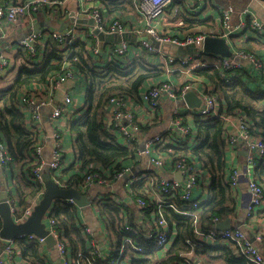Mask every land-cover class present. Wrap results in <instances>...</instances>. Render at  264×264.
<instances>
[{
	"label": "trees",
	"instance_id": "1",
	"mask_svg": "<svg viewBox=\"0 0 264 264\" xmlns=\"http://www.w3.org/2000/svg\"><path fill=\"white\" fill-rule=\"evenodd\" d=\"M192 23L201 24V21L195 20ZM45 29L46 31L55 30L52 27ZM90 39L96 38L89 29L88 37L78 39L72 44L62 45L58 44L51 34L45 36L42 33L40 41L36 43L35 52L18 47L15 67L18 72L11 83L5 84V78L0 77L1 140L5 143L11 158L3 168L16 176L13 177V181L16 184V201L18 200L20 204V210L14 217L22 215L27 198L41 194L45 188L33 173L36 167L34 149L39 141L38 128H32L27 112L21 106L23 93H38L31 87L33 85L47 84L51 79L71 68L89 78L85 109L70 124L76 141L77 164L58 173L52 172V177H56L62 187L79 189V186L84 183L85 176L97 170L113 180L114 174L121 172L123 168L129 166V162L137 158L138 144L119 136L117 131L107 124V108L111 98L137 96L139 90L148 81L164 77L166 69L148 63L127 66L117 60H113L105 67H100L92 58L93 45L87 42ZM236 47L246 54L255 56L257 54L251 44L244 45L236 42ZM208 57H216L214 58L216 61L213 62ZM194 59L198 66L193 67V73L205 78L213 85L215 94L221 97V110L230 116L243 115L251 130L261 133L264 138V90H256L250 86V81L253 79L248 71L242 68L234 72L225 71L221 68L224 58L213 54L200 53V56L197 55ZM178 63L180 58H177L174 64ZM251 74L256 75L257 72L251 71ZM246 77L248 78L245 80ZM183 123L189 126L185 119ZM166 137L173 144L175 151L171 155L175 160L184 157L188 161H195L209 174V194L200 210L199 228L207 231L214 217L224 220L236 215L238 197L231 186L234 166L232 167L233 160L230 159L232 152L228 144L226 123L213 118L202 120L194 115L193 122H190V131L186 135L167 132ZM254 178L264 185V159L256 166ZM138 184L139 182L132 184L135 191L132 198L144 199L147 202L149 207L146 208V213L151 219L150 211L156 208V204L147 199L148 195L140 189L142 187H135ZM111 199L104 198L96 206L108 229L115 231L118 235L117 245L123 242L125 236H131L135 243L140 244L141 252L126 247L125 253L129 256L130 264H194L193 258L182 255L188 251L187 241H192L195 245L196 257L201 264H254L242 256L232 243L209 244L197 241L194 219L183 216L172 208L163 210L169 228L168 241L161 246L157 245L154 238L148 239L138 233L122 232V227L127 224L120 215L124 206H119ZM173 201L181 209L185 207V203L178 200V196ZM49 211L55 220L56 229L67 240L76 258L77 254L83 255L81 264L109 263V258H99V253H96L91 245L87 246V240H91L92 236L78 223V209L75 204L57 200ZM256 212V221L261 213V218L264 220V208ZM247 220L250 223V220ZM129 223L136 226L133 220ZM1 225L0 217V228ZM174 229L177 232L175 237L171 236ZM259 232L264 244V229ZM25 237L16 238V244H20L24 256L31 257L34 264H40L42 254L37 240L28 241Z\"/></svg>",
	"mask_w": 264,
	"mask_h": 264
},
{
	"label": "crops",
	"instance_id": "2",
	"mask_svg": "<svg viewBox=\"0 0 264 264\" xmlns=\"http://www.w3.org/2000/svg\"><path fill=\"white\" fill-rule=\"evenodd\" d=\"M24 1L25 0H0V5L23 3ZM228 4H232L236 9L232 20L234 26L233 30H227L222 23L221 10ZM94 5H98L102 10L105 27H108L113 22L118 21L128 26L129 29L125 33L128 38L121 39L119 43L105 42L101 41L99 38L98 41H96V39H90L87 41L89 42V45H93V47L98 45L100 49L99 54L93 53L91 51L92 49L90 50L94 55L92 58L98 66L105 67L110 62H113V60H117L127 66H138L142 63H148L154 64L158 67L161 66L166 69V74L164 75V77L148 81L146 84H144L142 89L139 90V94L137 96H116L117 98H121L123 100L121 107L130 109L134 113L139 124L142 125L141 131L143 137L146 138L151 135L153 136L156 134L166 133L167 128L170 124L171 113L174 110L179 109L181 113H186L189 111H194V109L196 108H191L187 104V102L183 98L184 95L176 100L162 98L160 101V111L162 115L157 116V112L150 106L144 94L146 90L153 85L165 81L172 82L179 90L182 84L188 81V75L185 73L188 67L182 66L180 63L168 64L166 62H163L161 56L151 53L148 49L142 46L141 43L143 41L152 42V37L145 32L147 23L144 15L138 9V0H64L63 9L69 12V15L67 17L60 18L57 16H52L50 12L45 8L47 5H42L36 13H29V15L22 20L21 24L10 26L6 22L3 23L0 26V46L7 50V52L5 51L3 56L9 62V67L0 73V77L5 78V84L8 82L10 84L11 81L15 78L18 72V69L15 68L17 65L16 56L19 47L18 42L29 36L31 34V30L37 24L47 21H53L58 26H60V24H62L68 18L75 17L77 20L76 24L79 25L81 30L78 39L80 40L88 37V29L89 31H91L92 29L89 21H91L92 19L87 17L86 13L84 12V8ZM252 16H255L259 20L264 21V0H182L175 2L166 11L164 17L161 18L160 21H157L154 25L159 32L167 33L170 36H174L180 39L198 34H203L206 37L217 36L225 38L229 42L232 50L236 53L242 52L241 50L237 49L236 42L238 44L242 43L244 45L251 44L254 47L255 52H257L256 56H259L261 59L259 57L258 59L253 54L250 55H253L257 60L261 61V69H255L254 66L251 65V63L246 59L233 58L235 62L241 66L235 68L232 71L234 72L241 68L247 70L251 79H253L250 81V86L254 87L256 90H264V35L259 36V34L255 33L249 28V20ZM78 20H83L85 22L79 23ZM195 20H200L201 24H193L192 22ZM45 28L47 27H43L41 29V34L44 33V35L47 36L52 30L46 31ZM176 32L178 34H176ZM140 35L144 36L145 38L141 39ZM122 42L127 43V52L123 55H116L113 52L114 47L118 46ZM167 52L177 58H184L187 56L196 57L197 55L200 56V53L198 52L195 55H189L185 53L183 56H181L178 53V47L175 46L169 47ZM208 58L213 62L216 61V59H214L216 57ZM193 64L195 66H198V64L195 63V60ZM69 70L74 73V77L68 79L60 89L54 90L52 92V101L54 105H59L64 100V94L68 93L72 98V103L67 106V110L63 114V116L56 121H51L49 118V115L51 113L50 108H43L41 110L42 121L38 127L39 141H42L43 143V163L45 164V168L43 170L44 172L49 171L51 176H53V171L48 168V163L51 159V152L53 150L52 134L56 130L61 132L62 135L61 148L63 152L62 163L56 173L71 168L72 166L77 164L76 141L75 136L71 132L70 124L77 118V116H80V114L85 109L84 106L88 90L89 78L72 68ZM251 71H255L257 72V74L252 75ZM190 73L196 75L193 73V71H191ZM247 78L248 77H246L245 80ZM31 87L36 90H41L40 96L48 95L51 93V89L48 84H41L38 86L33 85ZM190 91L194 92L196 96L201 100L200 106H202L203 86L201 84H197ZM116 108H119L117 102H109L106 120L112 118L113 110ZM181 118L182 120L185 119L189 123L188 125L190 127V122H193L194 115L189 113V115H183ZM117 133L120 136V133ZM181 136L183 135L181 134ZM1 138L2 134L0 132V141ZM155 152L158 156L161 155L158 153L161 152V150L157 151V148H155ZM246 152L247 150L244 148V145L240 144L239 151L237 153L230 154V159L233 160L232 167H241L242 164H244L245 157L247 156ZM166 164L167 165L164 169H160V172H157L155 170H152L147 158H144L142 160L136 159L128 163V165L132 168V173L129 175L130 178L133 175L137 176V181H135L133 185L139 182V184L135 187H142L140 189L143 192L145 189L149 188L151 190L150 193H144L148 195L149 198L147 199H150L154 203H158L159 201H161V196L159 194V188L156 185V181L160 178V176L166 177L168 179L174 178V174L171 171L172 160L167 159ZM13 177H16L13 175V172H9L8 169L5 170L4 168L0 167V192H7L8 198L14 201L16 209L19 211L20 204L18 200L16 201V184L13 181ZM128 181L129 177L124 176L121 179L111 180L109 182L110 186H101L99 184H94L89 188H83L81 185L79 186L80 190H78L89 198L90 204L84 208L78 207L75 204L78 209L77 220L78 223L81 224L83 229H89L91 231L89 235L92 236V239L87 240V246L91 245L96 250V253H99V258H110L115 251V247L119 246L117 245V243L119 242L118 235L115 231L108 229V225L100 217L99 208L96 206V204L100 200L109 198L110 196L112 198L111 200L114 203L119 204V206L121 207L123 205L124 207L121 210L120 215L122 216L124 222L127 224H130L129 222L132 220L137 222L138 225L134 228L137 231L138 235L140 234L150 239L152 238L150 233L155 232L157 229L156 223L158 221V217L157 215L153 214L155 209H151V219H149L146 213L147 210L145 208L139 207L137 203V200L140 198H136L135 200L132 198V196L135 194V191L133 185L131 187V184L127 183ZM57 182L59 183V186L61 188H64L59 181ZM209 184V174L206 170H202L200 182L194 189V198L206 201L209 194ZM235 191L236 196L238 197V209L237 214L231 217L233 226H236L239 220H242L240 228L247 231V233L251 231L255 233L257 231L259 232L263 230L264 220L261 218L262 213L257 221L255 217L254 220H251L249 223L246 218L245 211L242 208L241 195L243 192H247L246 182L241 181L239 188H237V190ZM36 196H33L30 199H33ZM17 199H19L18 196ZM26 204L27 202L24 204V206ZM51 215V211H48L46 217L44 218L47 224L48 219L53 218L51 217ZM176 233L177 232L175 229L172 230L171 236L175 237ZM56 243L57 242L55 239V245L51 247L45 241H37L42 254V261L40 264L64 263L62 256L57 250ZM260 243L263 244L262 242ZM260 249L264 254V244ZM74 254L75 253L71 251L68 243L67 256L70 259L71 263L81 264V261L78 262ZM123 263L130 264L131 262L130 259H123L119 262V264ZM0 264L34 263L31 257L24 256L22 254L20 244L17 243L14 253H5L1 250Z\"/></svg>",
	"mask_w": 264,
	"mask_h": 264
},
{
	"label": "built area",
	"instance_id": "3",
	"mask_svg": "<svg viewBox=\"0 0 264 264\" xmlns=\"http://www.w3.org/2000/svg\"><path fill=\"white\" fill-rule=\"evenodd\" d=\"M182 0H138V9L144 15L147 26L145 32L152 37V42L143 41L141 44L143 47L148 49L151 53L157 54L162 57L163 62L168 64H173L177 60L175 56L169 54L167 50L171 46L175 47H186L193 46L197 49L198 53H203L204 40L206 38L203 34L188 36L184 39H180L163 32H159L155 28V23L160 21L164 17L166 11L175 3ZM42 5H47L45 8L50 12L52 16H57L60 18L67 17L69 12L63 9L64 0H25L23 3H13L0 5V26L3 23H8L10 26L21 24L22 20L29 15V13H36ZM51 5V6H49ZM84 12L87 17L93 20L94 25L92 26L91 32L95 36L96 41L98 37L94 34L93 29H98L104 33L119 34L122 35L126 33L129 29L123 23L118 21L113 22L108 27H105V22L103 18V12L98 5L90 6L84 8ZM236 12L235 7L232 4H228L221 10L222 23L227 30H233L234 26L232 23L234 14ZM182 24V23H181ZM249 28L255 33L264 35V21L259 20L257 17L252 16L249 20ZM80 27L76 23L70 25L64 31L52 30L49 34L57 41L58 44H72L78 40L80 35ZM41 31L39 34L31 33L26 38L18 42L19 47L24 50H29L30 52H35L36 43L41 39ZM128 45L126 42H122L118 46H115L113 52L116 55H123L127 52ZM95 54L100 53L98 45L92 47ZM5 50L0 46V73L9 67V62L4 58ZM194 56H187L180 58V64L182 66L188 67L186 70L187 82L182 84L179 90L176 86L170 82L165 81L153 85L146 90L144 96L148 100L150 106L154 108L157 112V116L162 115L160 111L161 99L168 98L170 100H176L179 97L185 95L188 91L193 89L197 84L203 86V104L194 111H189L186 113H181L179 109L174 110L171 113V119L167 132H176L178 134L186 135L190 131L189 126H185L182 120L183 115H197L202 120H207L213 118L215 120H220L226 123L228 130V144L231 148L232 154L237 153L239 145L243 144L244 148L247 150V156L245 157V162L241 167L234 166L233 172L231 174V186L234 190L239 188L241 181L246 182L247 192H243L241 195V205L245 211L246 218L254 220L256 217V210L264 208V185L258 182L254 178V170L258 163L264 159V138L261 133H255L251 130L249 123L243 115L230 116L226 112L221 110L220 100L221 97L216 95L214 92L213 85L207 81L205 78L197 75H193L192 71L195 65ZM234 58H243L248 60L255 69H261L262 63L257 60L253 55L246 54L244 52L236 53ZM194 59V60H193ZM154 63V62H153ZM238 63L235 62L233 58L224 59L221 63V68L225 71H232L235 68L240 67ZM74 73L71 70L64 71V73L58 75L56 79H51L47 84L51 89V93L48 95H41V90H36L38 93H23L21 96V106L27 112L28 119L31 121L32 128H38L42 121L41 110L43 108H50L51 113L49 118L51 121H56L60 119L67 110V106L72 103V98L70 94H64V100L59 105H54L52 101V92L54 90L60 89L68 79L73 78ZM110 102H117L119 108L113 110V116L111 119L106 120L109 127L114 128L120 133L124 139L138 144L136 148L138 160L147 158L152 170L160 172V169L166 167V160H172L171 171L173 174L179 172L182 174L183 179L177 180L175 178L168 179L166 177L160 176L156 181V185L159 188V194L161 196V201L156 202V208L153 212L157 215L158 221L156 223L157 229L155 232L150 233L151 237L156 240L158 246L165 244L168 241V228L169 225L164 217V208H172L173 210L179 212L183 216H188L194 219L195 235L196 240L201 243L214 244L217 242L222 243H232L233 246L238 250V252L244 256L249 262L254 264H264V254L261 249L254 246L248 238L247 231L241 228H231L226 230L216 229V225L221 222L218 217H214L209 230L204 231L199 228L200 226V210L203 207V200L194 198V189L200 182L202 175V169L197 162L188 161L184 157L175 160L171 153L175 150L173 149L172 142L166 137V133L151 135L148 137H143L142 135V125L139 124L134 113L127 108H122L123 100L121 98H111ZM188 113V114H187ZM145 138V139H144ZM53 139V150L51 152V159L48 163V168L56 172L62 163L63 152L61 148L62 135L58 130L54 131L52 134ZM144 139V140H143ZM155 148L161 150L158 152L161 154L158 156L155 152ZM34 155L36 157V167L33 170L34 175L39 180L40 183L44 184L43 173L45 164L43 163V143L38 141L35 149ZM10 156L8 154L7 147L5 143L0 141V167H5L6 163L10 161ZM135 159V160H136ZM40 162V163H39ZM95 168L97 166H94ZM132 168L127 166L122 169L121 172L114 174V179H121L124 176L129 177L128 184H134L137 181V176L133 175ZM56 180V178H54ZM57 181V180H56ZM110 178L105 177L100 171L90 172L85 176L84 183L81 185L83 188H89L94 184H99L101 186H110ZM45 186V185H44ZM150 189L144 190L145 193H150ZM45 188L43 192L37 195L35 198H27V204L24 206L22 215L16 216V206L12 199L8 198V202L11 207V212L14 220L17 223H24L29 217L33 215L36 206L41 201ZM178 196V200L185 203V207L181 209L173 199ZM110 197V196H109ZM68 203L75 204L73 200H64ZM137 203L141 208L149 207L144 199H138ZM136 226L138 225L135 222ZM47 228L51 234L56 239V247L58 252L63 258V264H73L67 256L68 253V242L66 239L60 235L55 227L54 218L48 219ZM122 232H131L136 234L134 226L131 224H125L122 227ZM88 233H91L87 229ZM253 233V232H252ZM258 242H262V236L260 232L253 233ZM26 236V237H25ZM27 238L28 241L37 240L38 242H43L44 239L38 238L34 234L20 236L19 238ZM16 239H3L0 238V250L5 253H14L16 250ZM189 246L188 251L182 253L183 256L188 258H193V262L200 263L196 257L195 245L192 241H187ZM129 249L141 252L142 248L140 244L135 243L131 236H125L123 242L119 245L109 258L108 264H119L123 259H129L126 252V247ZM77 261L80 262L83 259V255L77 254Z\"/></svg>",
	"mask_w": 264,
	"mask_h": 264
},
{
	"label": "water",
	"instance_id": "4",
	"mask_svg": "<svg viewBox=\"0 0 264 264\" xmlns=\"http://www.w3.org/2000/svg\"><path fill=\"white\" fill-rule=\"evenodd\" d=\"M75 17L68 18L60 26L53 21H47L37 24L30 33L39 34L43 27H52L58 31H64L70 25L76 23ZM79 23H84L83 20H78ZM90 26H93V20L89 21ZM94 34L98 36L101 41L119 43L121 39L128 38L124 33L122 35H114L110 33H104L98 29H93ZM203 53L213 54L224 59L234 58L236 52H234L229 42L222 37L207 36L204 40ZM197 49L193 46L178 47L179 55L183 56L185 53L189 55L197 54ZM184 100L191 108H199L201 100L192 91H188L184 96ZM247 153V152H246ZM174 178L182 180L183 176L177 172L174 174ZM43 181L45 185V192L39 204L36 206L33 215L28 218L24 223H17L11 212V207L8 202L7 192H0V217L2 220L0 236L3 239L14 240L20 236L34 234L38 238L44 239L51 247L55 245V238L47 228V223L44 218L47 212L51 208L52 204L57 200H73L78 207H86L90 204L89 198L81 193L77 188H61L59 183L54 180L49 171L43 173ZM242 220H239L236 226H233L231 218H226L216 225L218 230H226L231 228H240ZM249 241L257 246L259 249L263 247V244L258 242L255 235L252 232L248 233ZM1 252V250H0Z\"/></svg>",
	"mask_w": 264,
	"mask_h": 264
},
{
	"label": "rangeland",
	"instance_id": "5",
	"mask_svg": "<svg viewBox=\"0 0 264 264\" xmlns=\"http://www.w3.org/2000/svg\"><path fill=\"white\" fill-rule=\"evenodd\" d=\"M140 38L141 39H143V38H145L144 36H142V35H140ZM146 39H147V37H146ZM109 198H111V197H109ZM123 264H125V263H123Z\"/></svg>",
	"mask_w": 264,
	"mask_h": 264
}]
</instances>
